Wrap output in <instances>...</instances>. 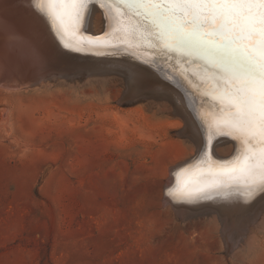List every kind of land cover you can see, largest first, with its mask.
Listing matches in <instances>:
<instances>
[{"label":"rangeland","instance_id":"obj_1","mask_svg":"<svg viewBox=\"0 0 264 264\" xmlns=\"http://www.w3.org/2000/svg\"><path fill=\"white\" fill-rule=\"evenodd\" d=\"M117 7L94 0L83 30L100 39L113 36L104 50L121 43L142 61L156 67L164 62L162 70L186 87L185 108L198 113L194 91L206 87L202 73L194 76L193 57L151 35L126 36L122 29L135 17ZM96 70L89 78L81 74L14 94L0 89V264H264L263 194L249 203L240 194L226 201L223 206L235 214L221 212L228 215L224 225L209 202L179 207L168 190H175L178 179L190 183L205 167L197 164L205 137L197 150L189 134L180 132L183 126L172 124L180 112L143 97L151 89L134 92L135 76ZM156 86L159 92L170 88ZM6 107L8 121L2 116ZM208 107L205 143L215 159H230L236 142L217 125L220 101L208 99Z\"/></svg>","mask_w":264,"mask_h":264},{"label":"snow or ice","instance_id":"obj_2","mask_svg":"<svg viewBox=\"0 0 264 264\" xmlns=\"http://www.w3.org/2000/svg\"><path fill=\"white\" fill-rule=\"evenodd\" d=\"M123 7L131 20L122 30L134 40L153 36L166 47L204 61L220 101L217 125L236 142L230 159H215L205 143L195 179L177 180L168 194L177 202H194L240 194L249 203L264 194V0H106ZM47 16L51 31L64 48L81 51L92 41L76 39L94 0H32ZM117 23L120 21L117 19ZM74 40L73 42H69ZM0 40L10 47L35 49L0 26ZM185 171V169H181ZM215 194V196H213Z\"/></svg>","mask_w":264,"mask_h":264},{"label":"bare ground","instance_id":"obj_3","mask_svg":"<svg viewBox=\"0 0 264 264\" xmlns=\"http://www.w3.org/2000/svg\"><path fill=\"white\" fill-rule=\"evenodd\" d=\"M2 1H4V2H6V1H11V0H0V2H2ZM13 1V3H15L16 5H15V8H13V11L14 10H16V12H18V13H21L22 14V20L24 21V23L22 24L23 25V27H25V29H29V31H31L30 32V34H33V30H37V31H40L43 35H44V32H46L48 35H50V33L54 36V38H55V35H54V33L51 31V23H50V21L48 20V18H47V16L46 15H44L42 12H38L37 11V8L35 7V6H33V3H32V0H12ZM102 2V1H101ZM105 2V1H104ZM107 3V2H106ZM105 6H107V5H105ZM108 7V6H107ZM94 8V7H93ZM97 8H98V6H97ZM107 9V8H106ZM99 10V9H98ZM109 10V9H108ZM94 11V10H93ZM106 11V10H105ZM114 11V10H113ZM108 12V11H107ZM98 14H99V12H97ZM95 11H94V13L93 14H97ZM112 13V12H111ZM92 14V15H93ZM108 15L110 14V13H107ZM91 15V16H92ZM105 15V14H104ZM94 16V15H93ZM100 17L102 16V14L101 15H99ZM112 16V15H111ZM95 17V16H94ZM98 17V16H97ZM103 17V16H102ZM119 17V16H118ZM91 18V17H90ZM107 18V17H106ZM111 18V17H110ZM109 18V19H110ZM113 18H115V17H113ZM92 19V18H91ZM97 20H98V18H96ZM100 19V18H99ZM10 20V19H9ZM97 20H96V22H97ZM123 20V19H122ZM11 22H13V23H15V27L16 28H18V26H17V24H16V22L15 21H17V20H10ZM104 21V20H103ZM128 22H129V20H127ZM126 21V22H127ZM93 22V21H92ZM95 22V23H96ZM107 22V21H106ZM98 23H99V21H98ZM112 23V22H111ZM106 24V23H105ZM91 25V24H90ZM95 25V24H94ZM103 25V24H102ZM117 25V24H116ZM91 26H93V25H91ZM99 26V25H98ZM108 26H109V24H108ZM20 27H22V26H20ZM94 27H96V26H94ZM109 28V27H108ZM91 29H92V27H91ZM101 29V28H100ZM83 30V29H82ZM81 30V32L80 33H78L77 35H78V37H79V39H86V40H89V38H91L92 36H89L88 35V38H86L85 37V32H83ZM105 30V29H104ZM99 31V30H98ZM50 32V33H49ZM87 32V31H86ZM106 32V31H105ZM119 32H121V31H119ZM98 34V33H97ZM101 34V33H100ZM90 35H92V34H90ZM114 35H115V33H114ZM122 35H123V33H122ZM150 36V35H149ZM113 36H111L110 35V38H108V37H105V38H103V39H101V42H103V43H101V42H99V40H95L94 39V37H92V39H94V41H92L91 43H90V45H88L87 47H85V48H83L80 52H90V53H97V54H102V55H105V54H110V55H121V56H126L127 58H131V59H135L136 61L138 60L139 62H140V58L139 57H137L136 56V54H134V53H132V52H129V51H124L123 49H121V48H119L120 46L122 47V45L120 44L119 46H117V47H113V46H115V45H113L112 47H109V49H107L106 48V50H104V46L106 45V43L108 42H110L111 41V38H112ZM115 37V36H114ZM117 37H121V36H119L118 34H117ZM116 37V38H117ZM126 37V36H125ZM44 38V37H43ZM56 39V38H55ZM109 39H110V41H109ZM126 39V38H125ZM58 42H59V44L61 45V46H63L61 43H60V41L58 40V39H56ZM113 40H116L115 38L113 39ZM132 40V39H131ZM124 41V40H123ZM117 42V41H116ZM125 42V41H124ZM134 42V41H133ZM111 43V42H110ZM135 43V42H134ZM115 44V43H114ZM118 44V43H117ZM140 44H142V43H140ZM156 44V43H155ZM125 45H126V43H125ZM143 45V44H142ZM142 45H141V47H142ZM160 45H161V43H160ZM163 45V44H162ZM91 46V47H90ZM103 46V47H102ZM109 46V45H108ZM136 46H137V44H136ZM144 46V45H143ZM126 48H128V47H126ZM125 48V49H126ZM130 48V47H129ZM137 48V47H136ZM135 48V49H136ZM143 48V47H142ZM151 48V47H150ZM158 48V47H157ZM5 49H6V47H4L3 45H1L0 44V89L1 90H5L6 91V93L7 92H12L13 94L14 93H17V92H21V91H27V90H31V89H37V88H41V87H43V86H45L48 82H50L51 84H55V83H57V82H59V80L61 81L62 79H64L65 81H67L68 79H71V78H69V77H53V78H51V79H45V80H41V81H39V82H36V83H28V82H26V83H24V84H22V81H20V79H21V77H13V76H11V77H13V78H11V77H9V78H6L5 77V72L8 70V68L9 67H11L12 65H10V63H7V61H6V58H7V56H12L13 57V55L15 54L14 53V51L13 50H11V48H9V50H7V51H5ZM102 49V50H101ZM151 49H155L154 47L153 48H151ZM138 50V49H137ZM142 50V49H141ZM134 51V50H133ZM143 51V50H142ZM144 51H145V49H144ZM155 51V50H154ZM156 52H157V50H156ZM156 52H154V53H156ZM163 52H165V51H163ZM152 53V52H151ZM167 53V52H166ZM165 53V54H166ZM146 54V53H145ZM148 54V53H147ZM157 55L159 54V53H156ZM164 54V53H163ZM155 55V54H154ZM171 55V54H170ZM149 56V55H148ZM147 56V57H148ZM170 57V56H169ZM186 57V56H185ZM191 57V56H190ZM193 57V59H192V64H190V65H192L193 67H194V69H193V71H194V76H198L199 74V72L200 73H202L201 74V79L202 80H204V81H202L203 83H204V87H206V88H204V90H202L201 89V91H199V87L198 88H195L197 91H199V93H197L196 91H194V95H193V98H194V100L193 101H195V99H198V101H199V104H198V113H194L195 111H187V109L185 108V106L187 105V102H186V99H185V95L181 92L182 91V89H181V91L180 90H178L177 88H175L174 86H172L171 84H169V83H167L166 81H164L161 77H160V75H159V77H157V76H155L154 75V72H153V70H151V69H149V68H146V67H144L143 65H141V64H137V63H133V62H130V61H128L129 63V67H128V69H129V72L131 73L130 75H133V76H135L134 77V79L132 78V77H130L131 78V81L132 82H137V87H136V89L134 90V92L135 91H137V92H144V91H147L146 89H151V91L150 90H148L147 92H144L142 95H143V97L145 96V95H147L148 97H149V99H151V100H153V101H155V102H159L160 103V101L162 102L161 104H163L165 107H167V108H170L171 110H176V112H180L179 114H180V116H179V119L176 121V122H174V123H172V124H175L176 126H183V130H180V132L182 133V134H189V136L191 137V141L193 142V144L195 145V147H196V149L197 150H199V148H202V146H203V140H204V137H205V140H206V136L208 135H206V132H205V130H206V128H207V126L209 127V124H208V120H210V113H208V111H209V107H208V99L209 100H213V102L214 101H217V102H219V100L217 99V96H216V92H215V87H214V81L211 79V75H210V73H211V69H208V71L206 72L205 71V69H204V67H203V65H204V61L203 60H201V59H199L198 57H196V56H192ZM160 58V57H159ZM165 58V57H164ZM167 58V57H166ZM171 58V57H170ZM176 58V57H175ZM144 60V59H143ZM149 60V59H148ZM135 61V62H136ZM152 61V60H151ZM186 61V60H185ZM175 62V61H174ZM187 62V61H186ZM189 62H191V61H189ZM132 63V64H131ZM141 63H142V60H141ZM163 64L161 65H158V68L160 67V70H162L164 67H165V65H164V62H162ZM170 64V63H169ZM177 64V63H176ZM174 68V67H173ZM178 68V67H177ZM104 70H106V69H104ZM103 70V71H104ZM165 70V69H164ZM167 70V69H166ZM100 71V70H99ZM109 71H111V70H109ZM184 71V70H183ZM182 71V72H183ZM97 72H98V70H97ZM96 72V73H97ZM106 72V71H105ZM117 72V71H116ZM115 72V73H116ZM101 72H99V74H100ZM104 73V72H103ZM113 74H114V72H112ZM121 72H119V74H120ZM123 74H124V72H122ZM94 74V73H93ZM99 74H98V76H99ZM117 74V73H116ZM174 74V73H173ZM175 74H177V73H175ZM185 74V73H184ZM188 74V73H187ZM191 74V73H190ZM102 75V74H101ZM126 75V74H125ZM93 76V75H92ZM96 76H97V74H96ZM128 76V75H127ZM156 78V80H155V78ZM173 76V75H172ZM182 76V75H181ZM119 77V76H118ZM176 77V76H175ZM187 77V76H186ZM74 78V77H73ZM78 78V77H77ZM88 78H89V76H88ZM122 78V77H121ZM177 78V77H176ZM178 79V78H177ZM190 79V78H189ZM78 80V79H77ZM87 80V79H86ZM88 80H90V79H88ZM124 80V79H123ZM134 80V81H133ZM198 80V79H197ZM200 80V79H199ZM199 80H198V84H199ZM63 81V80H62ZM61 81V82H62ZM180 81V80H179ZM178 81V82H179ZM181 81H182V79H181ZM180 81V82H181ZM191 81V80H190ZM184 82V81H183ZM191 82H193V81H191ZM195 82V81H194ZM201 83V82H200ZM202 83V84H203ZM197 84V85H198ZM156 85H159V87L161 86V87H163L164 85H167V86H169L170 88H168L167 90H165V92H159V91H156V90H153V89H158L157 88V86ZM129 86V85H128ZM131 86V85H130ZM181 87V86H180ZM183 87H184V85H183ZM190 87V86H189ZM192 87H193V85H192ZM195 87H197V86H195ZM127 88V87H126ZM186 88V87H185ZM184 88V89H185ZM165 89V88H164ZM190 89H192V88H190ZM194 89V90H195ZM188 91H189V89H187ZM125 91V90H124ZM128 92V91H127ZM126 92V93H127ZM192 93H193V91H191ZM129 93V92H128ZM145 94V95H144ZM152 96V97H151ZM156 96H159V97H156ZM142 97V96H141ZM168 98V99H166V98ZM211 105V104H210ZM212 107H214V106H212ZM215 110V109H214ZM211 111H212V109H211ZM217 111V110H216ZM9 113V111L7 110V107L3 110V114H2V116H3V118L6 120V121H8V114ZM117 115L118 114H116L115 115V117H117ZM217 115V114H216ZM212 116V115H211ZM218 116V115H217ZM214 117V116H213ZM216 117V116H215ZM2 118V119H3ZM212 118V117H211ZM3 119V120H4ZM218 119V118H217ZM212 122V121H211ZM214 122V121H213ZM215 123H216V121H215ZM7 127V126H6ZM9 127V126H8ZM216 128V127H215ZM211 129V128H210ZM212 130V129H211ZM216 131V130H215ZM125 130L124 129H122V133H121V135H125ZM211 133H213V131L211 132ZM178 134V133H177ZM213 135H215V134H213ZM212 136V135H211ZM216 136V135H215ZM208 137V136H207ZM215 138V137H214ZM210 139V138H209ZM204 140V144H205V141ZM210 140H213V139H210ZM208 142H210L209 140H208ZM231 144V143H230ZM229 145V144H228ZM231 147H230V150L232 149H234V144H231L230 145ZM225 147V146H224ZM223 148V147H222ZM203 149V148H202ZM221 149V148H220ZM234 153V152H233ZM215 157V156H214ZM197 160V159H196ZM195 161V160H194ZM192 162H190V163H187V165H189V164H191ZM186 165V164H185ZM185 165H184V167H185ZM199 165H201V167H202V165L203 164H199ZM197 168V167H196ZM203 168V167H202ZM192 172V171H191ZM187 175V174H186ZM191 179V178H190ZM194 180V179H193ZM187 181V180H186ZM213 196H215V194H213ZM262 197L261 198H263L264 197V194L263 195H261ZM217 198H219V197H216V198H214V199H210V200H207V199H205L203 202H210V203H219V202H222V204H224V203H226V201H228L229 199H236V200H238L239 198H237V195H236V197H231V198H229V199H227V200H224V199H222L221 201H219L220 200V198H219V200L217 199ZM260 198V199H261ZM260 199H258L259 200V202H260ZM258 200H255L254 201V203H252V204H249L247 207H249V206H253V205H255L256 204V202L258 201ZM175 201H176V204L180 207H194V206H197L198 204H196V203H191V202H177V200L175 199ZM253 201V200H252ZM228 202H230V201H228ZM263 202V201H262ZM261 203V202H260ZM185 204H188V205H192V206H185ZM201 204V203H200ZM259 204H257V206H258ZM256 206V207H257ZM242 207V210L244 209V208H246V204H244L243 206H241ZM248 209H250V207L248 208ZM254 209V208H253ZM227 212L228 213V211H230L231 213H234L233 211H231V210H229L228 209V206L227 205H225L224 206V210H222V212ZM258 211V210H257ZM235 212H238V216H239V214H241V210L240 211H235ZM240 212V213H239ZM243 212V211H242ZM244 212H245V210H244ZM249 212H250V210H249ZM255 213H256V211H255ZM230 214V213H229ZM235 214V213H234ZM253 214V213H252ZM225 215V214H224ZM237 215V214H236ZM243 215V217L245 216L244 214H242ZM215 216V215H214ZM228 215H226V217H227ZM231 216V215H230ZM248 216V215H247ZM261 216V215H260ZM216 217V216H215ZM219 217V216H218ZM225 217V218H226ZM256 217V216H255ZM212 218V217H211ZM217 218V217H216ZM216 218H214V220H216ZM221 218V217H220ZM219 218V219H220ZM224 217H222V223H221V221H219L221 224H226L227 222H226V219H225ZM234 218H236V217H234ZM262 219V218H261ZM246 221V220H245ZM248 221V220H247ZM215 222H218V218H217V221H215ZM249 222V221H248ZM245 223V222H244ZM256 224V223H255ZM242 225V224H241ZM247 224H245V226H246ZM244 226V225H243ZM221 227H224V226H221ZM237 227V226H236ZM216 228V227H215ZM244 228V227H243ZM224 229V228H223ZM241 229V228H240ZM239 228H238V230H240ZM251 229V228H250ZM230 230V229H229ZM237 230V232H240V231H238ZM228 231V230H227ZM224 232V231H223ZM230 232V231H229ZM236 232V235L238 234ZM243 232V231H242ZM228 233V232H227ZM250 233V232H249ZM225 234H226V232H225ZM248 234V233H247ZM256 234V233H255ZM255 234H253L252 233V236H250L251 237V240H253V238L256 236ZM240 235V234H239ZM242 235V234H241ZM228 236V235H227ZM232 236V235H231ZM245 236H246V234H245ZM232 237H234V236H232ZM238 237V236H237ZM249 237V236H248ZM249 237V238H250ZM243 238V237H242ZM242 238H241V240H242ZM245 238V237H244ZM224 239V238H223ZM246 240L248 239V238H245ZM234 240V239H233ZM250 240V241H251ZM236 241V240H235ZM244 241V240H243ZM249 241V242H250ZM248 242V243H249ZM237 244H238V242H237ZM236 244V245H237ZM243 244V243H242ZM241 245V244H240ZM238 246V248H239V245H237ZM236 247V246H235ZM237 248V247H236ZM240 248H241V246H240ZM231 249H232V247H231ZM243 249V248H242ZM241 249V250H242ZM235 249H233V251H234ZM240 250V249H239ZM232 251V252H233ZM244 251V250H243ZM236 252H237V250H236ZM248 252V251H247ZM238 253H240L239 251H238ZM235 254V253H234ZM243 254V257H244V252H241L240 253V255H242ZM234 256V255H233ZM241 257V256H240ZM246 257V256H245ZM244 257V258H245ZM237 258V257H236ZM243 258V259H244ZM240 259H242V257L240 258ZM240 263V262H239Z\"/></svg>","mask_w":264,"mask_h":264},{"label":"water","instance_id":"obj_4","mask_svg":"<svg viewBox=\"0 0 264 264\" xmlns=\"http://www.w3.org/2000/svg\"><path fill=\"white\" fill-rule=\"evenodd\" d=\"M15 5L16 4L13 3L12 0L0 2V26H3L5 30L10 29L16 35L22 37L23 40L26 41L27 44L30 45L31 48L35 49V51L38 53L40 57V62L36 63L33 61L32 55L30 54V51L27 48L15 46L10 47L6 42L0 40V44L6 47L5 51L11 48V50H13L15 53L13 57L9 55L6 58L7 63H10V65H12L5 72L6 78H9L11 76L21 77L20 81H22V84L26 82L34 84L41 80L51 79L53 77L72 78L81 74H85L86 76L92 75L93 73L97 72V68H103L111 71L119 70L121 72L131 74L130 72H128V67L130 66L128 64V61H130L133 63L141 64L144 67L157 72V74L160 75V77L164 81L181 91V87L178 86V84H176L173 79H171L163 70H160V68L154 66V64L152 63L146 61H142L141 63V60L139 62L138 60L136 61L135 59L127 58L126 56L121 55H102L90 52L71 51L61 46L50 32V35H48L46 32H44L43 35L40 31L33 30V34H30L31 31H29V29H25V27H23L22 25L24 23V21L22 20V14L16 12V10L13 11ZM9 19L17 20L15 22L18 28H16L14 26L15 23L11 22ZM82 31L85 32L86 38H88L89 35L101 42L100 38H102L103 35H90L91 33L86 32V30ZM92 37L89 38V40L93 41ZM183 90L184 89H182L181 92H183ZM186 205L192 206L185 204V206ZM209 205L213 208L215 206L219 215L222 217L221 210H224L222 202L213 204L209 202ZM186 208L188 209L189 207ZM189 209H191V207Z\"/></svg>","mask_w":264,"mask_h":264}]
</instances>
